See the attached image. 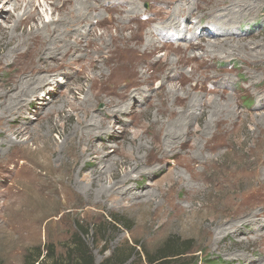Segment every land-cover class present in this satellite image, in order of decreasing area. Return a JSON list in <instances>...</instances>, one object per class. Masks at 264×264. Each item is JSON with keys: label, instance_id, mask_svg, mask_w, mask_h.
<instances>
[{"label": "rangeland", "instance_id": "1", "mask_svg": "<svg viewBox=\"0 0 264 264\" xmlns=\"http://www.w3.org/2000/svg\"><path fill=\"white\" fill-rule=\"evenodd\" d=\"M18 1L26 5V0ZM32 1L46 5L39 6L44 22L54 18L68 26L59 19L67 14L77 18L73 6L80 1ZM12 2L6 11L21 15L24 11L14 12ZM162 2L90 0L85 11L92 15L87 26L91 35L83 45L75 42L81 37L77 29L70 39H58L36 56L28 54L31 58L6 56L23 35L17 31L13 45L8 44L14 22L0 17V264H26L27 255L40 251V262L50 264L46 259L52 252L63 260L60 264H69L77 238L92 251L96 264L114 253L122 261L133 254L124 264H147L144 255L153 256L172 237L190 241L200 251L155 264H264V106L258 105L255 88L250 93L234 88L223 98L200 84L209 74L200 64L211 57L217 65L235 63L240 77L264 74V0H200L199 10L215 12L220 21L253 18V24L248 21L240 29L253 30L252 37L228 38V43L201 39L175 47L157 43L151 52L146 41L156 40L150 39L147 23L125 24L123 19L133 18L135 3L147 19ZM219 9L226 18L218 16ZM108 18H114L112 23ZM195 19L186 23L195 24ZM200 32L194 26L186 35ZM34 66L35 93L18 98L14 114L4 117V103L17 91L13 85L29 78L23 70ZM236 73L230 75L235 84L251 85ZM46 78L53 82L44 98L53 102L45 106L37 91ZM129 83L133 87L126 89ZM170 90H177V99ZM196 94L203 104L192 108L204 110L198 121L192 108L183 109ZM215 98L224 103L230 99L235 109L219 118ZM29 101L34 105L26 106L24 119L21 109ZM183 110L188 132L171 136L173 121ZM101 120L108 124L94 127ZM89 142L109 146L86 156L83 149ZM121 153L132 159L130 165L121 162ZM88 161L94 163L85 166ZM96 167L103 170L92 185ZM127 176L130 180L121 183ZM170 195L178 208L166 213Z\"/></svg>", "mask_w": 264, "mask_h": 264}, {"label": "bare ground", "instance_id": "2", "mask_svg": "<svg viewBox=\"0 0 264 264\" xmlns=\"http://www.w3.org/2000/svg\"><path fill=\"white\" fill-rule=\"evenodd\" d=\"M12 1H14V0H0V17H3L5 22L6 21L7 22H9V21L14 22V24L10 28L8 27L11 31V35H14L12 38L10 37L11 40L8 42V44L12 43L13 40L16 39L15 33L17 31L22 32L21 34L23 35V39H20V41L18 43L16 42L14 45L10 44V45H13L14 47L11 48L10 52L7 53L6 56H10L13 59L14 58L19 59V58H23V57L31 58L30 55H28V54L36 56L38 54V52H40L41 50H44V49L47 50L48 48L55 46V44L57 45L58 39H60V40L70 39L69 35L72 32H75L77 29L78 30L81 29L80 30V32H81L80 36L81 37L78 36V38H76L75 42L79 43L80 46H81V44L83 45L84 39L86 42V38L91 35L90 29H88L87 26L91 24L89 22L91 21L92 15L89 16L87 14V12L85 11V4L90 2V0H77V1H80V4L78 2H76V3L74 2L75 4L73 6V9L75 10V14H77L76 19H75V17L74 18L71 17L69 14L64 16L62 19H59V21L67 22L69 24L68 26H62V24L60 22H57L54 18L49 20V22H44L43 21L44 14H41L39 12V10H40L39 6H41V7L46 6L42 3L36 4L32 0H28V1L26 0L25 1L26 5H24L18 0H15L14 2H12ZM11 2H12L14 12H17L18 10H23L24 12L21 15L18 14L17 16L12 15V12L10 10H9L10 13H8L6 11L7 10L6 6L9 5ZM81 2H82V4H81ZM136 4H137V7H136L137 10H131V12L135 13L133 18L123 19V20H124L125 24H131L135 21H145L147 23V26L145 29L149 33L148 35H150V39L156 40V41H151V40L149 41L148 40V42L146 41V44H147L146 50H150L151 52L157 48V43H159L160 45H168V46L175 47L176 45H179V42H183L185 45L189 46V45L196 44L201 39H209V38H211V39H216V38L240 39V38H245L243 36L252 37L255 34L254 31L251 29L247 30L246 33H242L240 30L242 25L248 21H249V25L253 24V21H252L253 18H246L245 20H242V21L237 20V19H230L228 21H226V20L220 21L219 20L220 17L218 19L217 14L215 12L208 11L205 13V12L199 10L200 5H202L200 0H163L161 7H154V9L150 10L151 14H150V17H148L147 19H145V18L143 19V17H142L143 12H142L141 8H139V4L135 3V5ZM181 6H183L184 9ZM247 6H248V4H247ZM249 8H251V7H249ZM240 9L241 8H235V9L232 8L233 12L234 11L239 12ZM246 9H248V8H246ZM258 9L256 11H258ZM242 10H245V8ZM220 11L218 12V16L219 15L225 16V17H223V19L226 18L227 13L223 9ZM125 12H126V10H124L122 12V14ZM229 12L231 13V11H229ZM230 13H229V15H230ZM122 14H121V16H122ZM190 17L196 18L195 22H194L195 24L191 25V24L186 23V21H188V18H190ZM113 19L108 18L107 23H112ZM40 21H42V24L40 23ZM194 26H196V27L199 26L201 28V32L198 34H196V33L192 34L191 33L190 36H187L186 32L187 31L192 32V28ZM1 30L2 29H0V31ZM168 30L169 31L172 30L170 32V34H168L169 33ZM174 30L177 31L176 35L173 32ZM52 32H53V34H52ZM78 34H79V32H78ZM167 34H168V36H167ZM162 39H165V40L163 41ZM88 40H90V38H88ZM228 41H229V39L226 40V43H228ZM21 45H23L24 47H21ZM208 46H210V48H214V46H212L211 44H209ZM57 47L59 48V46H57ZM60 48L66 49L64 46H60ZM210 50H212V49H210ZM65 54H66V52H65ZM55 55L57 56V54H55ZM38 57H39V55H38ZM198 59H200V58H198ZM196 61H198V60H196ZM147 62L150 66L156 65V62H154V61L148 60ZM228 62L230 63L232 68H230L231 67L230 66V67H228L229 69H226L224 66H228V64H229ZM36 67L37 66H34L30 69L29 68L24 69L23 72L29 73L28 74L29 78H26V79L20 78L19 83H17L16 86L13 85V87H16L17 91H16V93L14 92V95L9 96V99H7V101H5V103H4V107L2 108V111L4 113V114L2 113V115L4 117L7 114H9V116L11 114H14L15 103H17L18 98L21 99V97L25 96L29 92L34 91L35 87L33 88V84H34L35 80L38 78V76L34 75L35 72L37 71V70L36 71L34 70V69H36ZM39 67H42V66H39ZM200 69L204 72H209V74H207L203 77V81L200 82L202 87L208 88L209 93L210 92H220V95H222L223 98H225V97H228L231 93H235L232 91L234 88H237L238 92H240L241 90H246V92H249V93H250L249 89L255 88L259 94L258 105L264 106V74L262 72L253 71L250 75H248V77H246V76L240 77L241 72H240V70H238L235 63H231L228 60V61H222L220 64L217 65V62L215 59H213V57L202 62L200 64ZM235 71L237 72L236 74L240 77L242 82H247V83L249 82V83H251V85L246 87V86H243L242 84H240V85L235 84L234 81L232 80L231 76H230ZM176 72H177L178 76H181L179 71H176ZM63 74H66V73L64 72ZM171 76L173 77V75H170L169 78ZM258 77L260 79L258 81H254V78H258ZM52 82L53 81L50 82V80H48L46 78V80H44L41 83H47V84L44 85L43 89L41 86H39L38 91H37V93L39 94L38 97L39 98L41 97V99H42V101H40V102H42L41 104H45V106L50 104L51 102H53V100L50 98H46V99L44 98V97H47V94H49V91H50L49 85ZM126 85H127L126 89L127 88L131 89L133 87V83H129ZM45 90H47V91H45ZM9 92H10V90H9ZM34 93H35V91H34ZM170 93L173 95L172 98L174 100H175V98L176 99L178 98L177 90H170ZM143 94L145 95V93H143ZM192 98H193V100H191L190 103H188L189 108H188V106H184L183 109L189 110L195 106L196 110H197V106L199 107L201 104H203V103H201L202 100L199 98V96L197 94L193 95ZM231 102H230V99L228 101L225 100V103L220 101L217 98L212 100V103L214 105V112H216V115L219 118L221 116H223V114H225V113H223V111L229 110L231 107H232L231 110L235 109V107L233 106V103H231ZM238 102L240 104L239 100H238ZM25 103H23V105ZM28 105H30V106L34 105V101L27 102L23 106V108L21 109V116H22V118L24 117V119H25V116H23V115H25V108ZM173 105H174V102H173ZM192 110L194 112L193 116L196 117V120L198 121L201 118L203 108H201L199 112L195 111V108H192ZM233 110L231 112H233ZM165 111L168 115H170V113H171L170 108L165 107ZM67 113H69V112H67ZM183 113H184V110H183V112H181L179 114L178 117L176 116L177 118L173 121V126H175V130L169 131L171 136L172 135L173 136L180 135L184 131L186 133L188 132L187 123L184 120ZM68 116H72V114H68ZM173 117H174V115H173ZM182 117H183V120L181 119ZM79 123H80V125L84 124V121H83V123L82 122H79ZM104 124H108V122L105 120H101L99 123H94V127L101 128ZM210 125H211V123H210ZM103 127H105V126H103ZM183 129H184V131H183ZM86 134H89V132ZM172 138H175V137H172ZM177 139L178 138L176 137V141L179 140V139L178 140ZM108 146H109L108 143H102L100 146H98V145H94V144L90 145V142H89L86 145V147L83 149V153H85L86 156H91L92 154L98 155L101 152V150H106L108 148ZM120 155L123 156L121 158V162H125V163H127V165L131 164L132 159L130 157L125 158L124 153H121ZM92 163H94V162L88 161L85 163V166H90ZM99 164H101V163H99ZM112 168H109V171ZM102 170L103 169H101L100 167L95 168V170L92 173V176L90 177V183L92 185H94V183H96V178L94 175L101 174ZM106 171H108L107 168H106ZM178 178H180V177H178ZM129 180H130V178L127 176L125 178H122L121 183L129 181ZM103 189L104 188H102V190ZM98 190H100V189H98ZM147 196H149V195H147ZM176 205H178V204H176L174 202L173 196L170 195L169 201H168V206L165 209L166 213L170 210L174 211L175 209H177L178 207ZM162 215H164V214H159V216H162Z\"/></svg>", "mask_w": 264, "mask_h": 264}, {"label": "trees", "instance_id": "3", "mask_svg": "<svg viewBox=\"0 0 264 264\" xmlns=\"http://www.w3.org/2000/svg\"><path fill=\"white\" fill-rule=\"evenodd\" d=\"M112 221L120 222V219L117 217L112 216ZM105 230V229H104ZM97 236V234H96ZM77 238L76 241V248L72 249L71 253H69V264H96L95 257L89 247L86 246L83 240H79ZM105 239H102V241ZM194 246H190V241L180 242L177 237H172L167 239L164 244L160 247L159 251L155 253L153 256L150 254H146L145 262L147 264H155L159 260L167 261L172 259H177L179 257H189L190 254L192 257L196 256L195 253L199 252L200 250L194 251ZM136 250V247H135ZM52 252L47 256L46 260H51L50 264H60L62 259L52 255ZM41 257V251L37 254H29L26 256V264H45L44 262H40L39 259ZM133 254H129V256L125 260H121L120 256L114 253L110 257L105 258L100 264H124L127 260L131 259ZM141 257V255H140ZM128 260V261H129Z\"/></svg>", "mask_w": 264, "mask_h": 264}]
</instances>
